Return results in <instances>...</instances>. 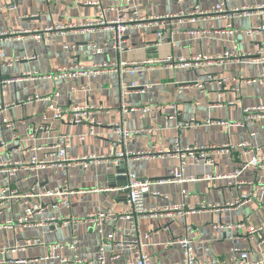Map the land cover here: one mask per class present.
I'll return each instance as SVG.
<instances>
[{
	"label": "crops",
	"instance_id": "0c3cea01",
	"mask_svg": "<svg viewBox=\"0 0 264 264\" xmlns=\"http://www.w3.org/2000/svg\"><path fill=\"white\" fill-rule=\"evenodd\" d=\"M94 1L0 0V33L31 32V35L0 42L4 53V59L0 61V78L14 81L0 84V106L12 105L10 109L0 111V138L8 144L0 149V161H28L33 154L28 150L33 147L40 148L37 155L44 160L48 158L45 148L59 135L84 136L83 142L76 139L70 142V156H107L117 139L112 128L122 125L137 132L122 150L153 153L150 158L127 157L125 161L128 175L134 174L140 180L152 183L144 199L146 208L163 210L177 207L182 210V215L161 213L139 219L137 232L132 234L129 233L132 221L119 219L109 222L105 234L113 236V245L107 254L118 255V264L130 261L134 255L131 242L136 239L141 252L149 256L152 264H178L182 252L175 241L186 237L192 242L199 261L232 260L235 258L230 252L232 248L245 250L249 261H258L264 252V230L262 238L248 241L246 227L235 226L264 224V168L246 166L255 149L264 154V119H255L243 112L264 107V63L257 60L260 58L259 50L263 51L260 56L264 59V30L245 34L246 30L264 26V10L258 9L264 6V0H227L229 8H250L247 14L234 17L231 35L225 32L229 22L226 17H200L195 23L178 17L194 6L202 11L208 10L219 0H134L133 7L140 17H172L158 21L156 25H130L122 37V49L108 48L101 55H93L87 47L109 43L113 32L106 28L78 29L79 24L99 19L100 10L92 3ZM97 1L105 8L125 9L122 0ZM118 11H106L105 18L114 19ZM123 14L130 16V11H123ZM36 33L40 40L34 39ZM224 52L230 53V60L215 61L197 69L166 67L157 63L168 57L176 59L198 54L216 57ZM146 62H151L148 68L143 66ZM97 64L114 65L116 69L90 77L46 78L55 75L62 67L77 66L91 70ZM121 64L124 66L120 67ZM244 79L257 82L253 85L241 83ZM122 83L148 88L144 93L132 91L122 95ZM198 84L204 86L203 90L198 88ZM53 92H59L58 104L64 108L84 104L103 107L92 115L96 124L91 127V135L87 124L43 122L46 102L26 101L34 96L43 99ZM123 104L144 108L147 112L143 116L131 112L121 117L117 111ZM191 118L198 122V126L184 130L175 128L178 120ZM207 120L228 124L208 125ZM6 121L15 124L17 140L12 141V132L5 127ZM44 124L49 126L47 131L37 132L32 138L27 136L25 126L39 128ZM176 138L182 146L188 147L244 142H250L252 146L217 154L213 156V164L190 162L183 173L199 181L173 184L167 180L179 167V161L169 158L167 153ZM158 152L163 156H158ZM115 166L114 161H108L93 164L87 170L71 166L30 174L21 171L17 184L21 191L34 181L49 188L63 187L72 191L70 208L57 211L61 216L81 219L97 209H109L121 216L131 212L126 196L114 190L117 188L110 189L106 183ZM234 173L238 175L232 180L217 178ZM205 176L210 178L203 179ZM2 181L3 174L0 173V185ZM241 196L247 199L221 211L183 215L184 211L196 210L202 205L223 207L233 204L240 201ZM23 207L18 203L12 213L6 212L0 217V222L18 216ZM73 231L79 240L80 257L93 259L102 237L92 226L84 223L1 229L0 251L11 249L18 243L20 248L15 252L8 251L6 255L9 264H59L57 256L64 257L66 264H72L73 253L65 246L70 242ZM35 239H39L41 244L21 248L23 241ZM54 245L64 248H52Z\"/></svg>",
	"mask_w": 264,
	"mask_h": 264
},
{
	"label": "built area",
	"instance_id": "2783aa9c",
	"mask_svg": "<svg viewBox=\"0 0 264 264\" xmlns=\"http://www.w3.org/2000/svg\"><path fill=\"white\" fill-rule=\"evenodd\" d=\"M125 9L117 10L116 8H105L102 7L99 1L92 2L95 6H97L100 10V16L98 20L86 22L84 24H79L78 29L84 30H92L96 28H106L113 32L111 41L109 43L102 44H90L87 48L93 55H101L106 49L111 48L112 50L120 51L122 44V37L128 27L130 25L136 27H143L146 25H151L154 23L157 24L158 21H163L165 18L172 16H164L157 18H143L138 16V11H135L133 7L134 0H122ZM258 9L264 10V6H259ZM118 11V15L112 19L107 20L105 18L106 11ZM129 10L130 16H126L123 14V11ZM250 8H229L227 5V0H219L213 7L208 10L202 11L197 6L189 8L186 12H181L178 17L180 20H187L190 23H195L200 17L207 16H222L228 19V24L226 26V33L231 35L233 33L232 22L235 16H243L247 14ZM70 28H76V26H69ZM53 30V29H52ZM48 29L47 31H52ZM260 30H264V26L249 29L245 31V34L252 35ZM22 35H31L29 31L22 32H1L0 33V42H4L9 40L12 37H20ZM35 40H40V35L38 33L33 35ZM260 57L257 59L259 63H264V59L260 56L263 54L262 50L257 52ZM242 56V55H241ZM4 59L3 50L0 49V61ZM231 59L229 52H224L220 56L211 57L203 54L188 56V57H180L173 59L168 57L164 60L158 61L157 63L160 65H165L166 67H174V68H182V69H197L202 66L211 65L213 62H223ZM235 59H238L235 57ZM151 62H146L143 64L144 67L148 68L147 65H150ZM123 67L124 64H121L120 67ZM112 69H116V66H108L107 64H97L91 70H84L77 66L72 67H62L56 71V74L53 76H47L46 78H75L77 76H95L97 73L101 71H109ZM134 70V69H133ZM262 81V80H260ZM14 82L13 80H2L0 78V84H6ZM257 80H241V83H245L248 85H253ZM148 86H144L139 88L134 83L125 84L122 83L121 91L122 95L128 94L132 91L144 93ZM198 88L203 90L204 86L202 84H198ZM60 97L59 92H53L50 96L46 98H39L38 96L29 97L26 101H45L46 106L44 108V112L42 114L43 122H47L48 120L61 122L64 124L70 125H80L87 124L89 126L88 134H92V126L96 124L95 120L92 118V115L95 111H101L103 107L101 105H93V104H84V105H76L71 106L70 108H64L58 104V99ZM21 103V102H19ZM12 105H4L0 106V111L3 109H10ZM139 113L142 116L147 112V109L144 108H131L126 105H122L117 113L122 117L127 113ZM244 114L252 116L255 119H264V107L258 106L255 108L245 109ZM20 124H24L23 122H19ZM208 125H218L224 126L227 125V122L224 121H206ZM198 126V122L194 118L186 121H177L176 129L184 130L189 129L191 127ZM5 127H7L11 132L12 141L17 140V135L15 133V124L5 122ZM0 129L1 126H0ZM49 126L44 124L39 128L35 126H25V131L28 137L32 138L37 132L47 131ZM112 132L116 135V144L112 149L111 153L107 156H95V155H84V156H70L69 148L70 142L73 140H78L83 142L84 136H71V135H59L55 138V141L48 145L45 149L48 152V158L44 160H40L37 151L40 148H29L28 151L33 152L30 155L28 161H20V160H5L0 161V173L3 174V181L0 185V217L6 213H12L15 206L18 203L23 204V210L21 214L16 217L9 218L4 221V223L0 222V230H13L15 226H19L23 229L29 228H37L44 227L46 224H53L54 226H62L64 224H73V223H84L92 226L95 231L102 237V243L99 249L96 251L93 259H85L80 257L78 253V245L79 240L75 232H72L70 242L65 246L72 253V264H118V255L109 256L107 254V250L113 245V236L111 234H105L106 225L109 222H113L115 220H124V221H132L129 233L137 232V220L145 218V217H153L157 216L161 213H173L176 215H182V210L177 207H167L163 210H152L148 209L145 206L144 199L146 194L149 192V188L151 186V181L149 180H140L134 174L128 175L127 185L121 188L114 189L119 193H124L127 199V202L131 208L130 213H126L121 216L115 215L112 211L108 210H100L97 209L91 213H88L84 218L75 219L71 216H61L57 214L59 208H70V197L73 194L72 191H68L63 187H53L49 188L46 186H42L40 182L34 181L29 187L21 191L17 184L18 173L24 172L26 174H30L32 172H40L45 169L50 168H67L71 166L78 167L81 170H87L93 164L100 165L102 163L108 161H114L116 165L122 160H126L128 157L135 158H150L153 156L151 151L145 150L137 153L126 152L122 150V147L126 142H130L133 140V137L137 135L136 131H129L122 125H115L112 128ZM7 142L0 138V149L7 147ZM252 144L250 142H244L242 144H226L223 146H182L179 142V139L176 138L173 141L172 147L170 151L167 153L169 158L176 159L179 161V167L172 173L167 182L173 184H183L187 182H196L199 181L198 178L193 176H186L183 172L185 168L189 165V163H204V164H213L214 159L213 156L217 154H226L232 150H244L245 148H250ZM121 148L120 150H117ZM258 149H255V154L251 157L249 163L246 165L247 167L262 169L264 168V154H259ZM158 156L162 157L163 154L158 152ZM237 173L227 174L218 176V179H227L232 180L237 177ZM210 177L205 176L203 179H209ZM108 191V190H106ZM185 195V192H184ZM245 196H241V200L235 202L233 204H225L223 207L217 204H208L202 205L199 208L189 209L183 212V215L199 212V211H221L224 208H230L235 205H239L241 201L246 200ZM35 217H39V220L34 219ZM236 228H245L246 239L253 240L262 238V232L264 230V224L262 226H253L248 225L245 226L243 224H239L235 226ZM233 229V227H231ZM15 244L13 248L5 249L4 251H0V264H9L6 262V255L8 251L15 252L16 249L20 248ZM41 244L39 239L35 240H25L23 241V245L21 248L35 246ZM133 246V258L130 261H125L122 264H152L149 256L143 254L140 250L139 241L134 239L131 242ZM175 245H177L182 252V259L178 264H264V252L262 257L258 261L251 262L248 260L247 252L243 249L232 248L231 253L235 256L232 260H215V261H199L194 253V247L192 242L186 238L181 237L175 241ZM57 247L62 250L64 246L62 245H54L52 248ZM4 257V258H3ZM59 264H66L67 260L64 257L57 256ZM117 261V262H116Z\"/></svg>",
	"mask_w": 264,
	"mask_h": 264
},
{
	"label": "water",
	"instance_id": "95a60500",
	"mask_svg": "<svg viewBox=\"0 0 264 264\" xmlns=\"http://www.w3.org/2000/svg\"><path fill=\"white\" fill-rule=\"evenodd\" d=\"M126 160H122L114 167L113 174H110L106 178V183L108 187L111 188H121L127 185L128 182V171L126 168Z\"/></svg>",
	"mask_w": 264,
	"mask_h": 264
}]
</instances>
